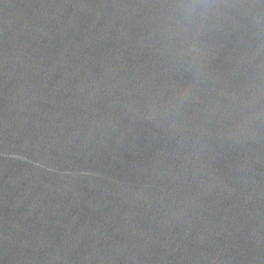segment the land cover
Returning <instances> with one entry per match:
<instances>
[{
	"label": "water",
	"instance_id": "95a60500",
	"mask_svg": "<svg viewBox=\"0 0 264 264\" xmlns=\"http://www.w3.org/2000/svg\"><path fill=\"white\" fill-rule=\"evenodd\" d=\"M0 0V264H264V0Z\"/></svg>",
	"mask_w": 264,
	"mask_h": 264
},
{
	"label": "clouds",
	"instance_id": "9594fccd",
	"mask_svg": "<svg viewBox=\"0 0 264 264\" xmlns=\"http://www.w3.org/2000/svg\"><path fill=\"white\" fill-rule=\"evenodd\" d=\"M199 3L202 4L205 8L207 7H212V6H217L216 0H192L191 3L186 4V5H179L180 7H187V8H192L195 7V5Z\"/></svg>",
	"mask_w": 264,
	"mask_h": 264
}]
</instances>
